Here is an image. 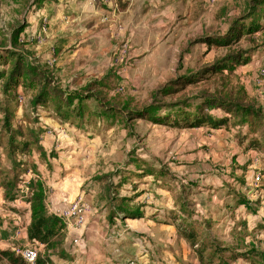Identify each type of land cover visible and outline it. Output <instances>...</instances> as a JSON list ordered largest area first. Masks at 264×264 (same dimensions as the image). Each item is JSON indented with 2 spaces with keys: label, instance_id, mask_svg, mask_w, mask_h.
I'll use <instances>...</instances> for the list:
<instances>
[{
  "label": "rangeland",
  "instance_id": "obj_1",
  "mask_svg": "<svg viewBox=\"0 0 264 264\" xmlns=\"http://www.w3.org/2000/svg\"><path fill=\"white\" fill-rule=\"evenodd\" d=\"M36 1L0 0V52L4 47H12L13 33L19 25L28 29L43 17L44 9L49 6L37 5ZM68 1L71 0L58 1L59 3L52 1L50 6L56 8L58 4ZM131 5L128 13L132 19L131 23L123 21L125 23L99 25L101 28L98 32L102 34L100 40L110 42L102 46V52L113 54V60L119 56L124 40L129 39L132 46L127 74L123 73L124 67L118 65L117 60L113 62L114 70L118 72L120 79H114L112 85L121 83L126 92L120 96L114 92L112 96L122 99L133 96L132 106L140 107L148 103L150 93L155 88L167 84L176 76L196 73L214 64L218 58L244 50L253 54L251 62L240 65L228 79L223 80L217 76L165 101H176L202 91L215 94L228 89L233 91V94L244 91V103L253 105L264 113V76L260 74L264 65V32L246 37L233 48L210 49L208 45L197 43V39L207 34L225 32L232 21L245 14L249 0H133ZM136 15L146 18L148 22L136 21ZM157 18L161 21H156ZM23 35L28 38L27 32ZM47 42L49 39L40 45L23 43L20 49L28 53L32 62L46 65L47 53L37 56L36 53L39 52L34 49L50 47V51L52 45ZM33 46L35 48H32ZM79 59L81 61L83 58ZM66 61L62 63L66 65ZM62 63L58 60V64L56 62L52 69L48 65L43 67L57 76L67 70L62 69L65 68ZM80 71L83 72L82 77L73 81L75 89H83L86 83L84 77H88L84 76V68L78 70V73ZM225 83L229 85L228 88ZM8 101L0 87V251L12 252V232L15 228L27 230L31 219L30 204L27 202L31 193L28 192L29 195L20 200L25 194L20 193L18 189V198L9 200L2 187V182L8 177H13L17 171L8 157V134L4 130V107H9L15 114L12 120L13 128L22 126L25 132L28 129H36L42 134L54 130L60 136L59 149L55 150L54 145L48 159L40 155L35 148L30 155H22L20 152L17 154L18 159L27 162L26 169L29 171L20 185L29 190L34 188L36 182L44 185L43 178H47V181L49 179L48 171L54 166L59 167L58 163L53 162L68 153L69 158L73 157L70 171H63L66 167L61 163L62 171H59L58 177L63 180L73 172H76V175L82 174L86 178L82 190L86 197H94L91 200L94 204L99 197L97 176L114 173L116 167L136 155L141 156L156 170L163 167L175 176L174 181L166 179L164 184L161 180L154 183L151 177L146 178L145 184L142 183V186H146L144 188L147 193L140 200L144 203L147 194H150L145 211L152 213L147 219L153 221L156 228L161 227L158 231L145 230L146 233H143V229H138L134 223L122 220L110 223L105 218L101 224H109V230L99 225L102 230L99 228L100 234L97 235L96 242H92L91 237L86 241V246L81 245L82 252L79 247L70 248L66 260L56 257V264H130L131 261H137L135 256L139 249L140 252L149 253L147 264H202L196 252L177 230L176 222L172 218V215L180 211L175 199V196L179 195V184H186L187 181L193 184V195L188 196L190 207L198 220L214 221L211 229L214 237L225 246L234 247L241 253H264V230H259L264 222V178L258 187H255L253 182L256 175L264 176V147L248 152V128L235 127L231 125L232 120L230 129H221L218 132L208 128L198 131L173 130L138 120L135 133L130 134L119 123L110 127L105 121L96 118L88 123L85 119L81 123L76 121L74 125L62 124L55 116L52 118L35 111L30 105L29 97L22 107L17 105L16 100L9 103ZM219 113L223 112L219 110ZM64 126H67L68 130ZM62 128L66 130L63 135L60 131ZM245 132L248 134L243 137ZM18 142H21V139L18 138ZM88 149L92 151L88 152ZM88 154L92 155L89 161ZM245 160H249V164L244 166ZM17 172L20 173V170ZM119 179L114 178V182ZM241 180L245 182L242 183ZM161 185L164 186L160 187ZM167 187L173 188L174 193L167 190ZM254 187L258 190L254 191ZM125 189L127 190L120 191L121 195H135L130 184H127ZM45 193L47 204V186ZM236 194L246 195L249 202L238 207ZM69 200L74 201L75 197ZM17 243L22 246L29 244V241L21 240ZM3 263L8 264V261L3 260ZM243 263V260H240L235 264Z\"/></svg>",
  "mask_w": 264,
  "mask_h": 264
},
{
  "label": "trees",
  "instance_id": "obj_2",
  "mask_svg": "<svg viewBox=\"0 0 264 264\" xmlns=\"http://www.w3.org/2000/svg\"><path fill=\"white\" fill-rule=\"evenodd\" d=\"M46 1L37 0L36 4L42 5ZM26 29L19 25L13 33L12 47L10 49L4 47L0 52V87L9 99L8 103L11 100L15 101L18 94L23 92L30 98V105L35 111L48 112L52 118L57 117L62 124L74 125L76 121L81 123L86 119L90 122L96 118L105 121L110 127H115L119 123L130 134L135 133L138 120L173 130L209 128L216 131L230 129L229 125L233 120L231 125L249 129L250 135L246 143L248 152L258 151L264 147V113L255 106L244 103V91H239L238 94H233V91L228 89L215 94L202 91L176 101H165L217 76L222 77L223 80L228 79L240 65L251 62L253 58L251 51L237 50L218 58L214 64L196 73L178 75L153 92L151 103L134 107L132 98L108 97L106 90L113 89L109 77L94 81L80 90L71 91L63 88L56 81L53 73H50L46 67L32 62L28 53L20 49L23 44L20 43V37ZM258 32H264V0H249L245 14L232 21L225 32L207 34L197 39V43L208 45L210 49L233 48L246 37L256 35ZM114 75L117 77L115 70ZM225 85L226 88L229 87L227 83ZM219 110L223 113H219ZM4 111L6 115L4 130L8 134V157L16 166L15 170H20L21 174L16 171L13 177H8L2 182V187L7 199L14 200L19 196L16 190L29 171L26 169L27 162L18 159L17 154L20 152L22 155H30L34 148L43 157H46V153L39 144L42 132L36 129H28L25 132L22 126L13 128L14 111H10L9 107H4ZM248 133L245 132L242 136H247ZM18 138L21 142H18ZM248 164L249 160L243 162L244 166ZM122 166L123 168L117 167L112 174L97 176L99 197L95 204L108 210L111 223L117 219L138 220L144 217V212L141 211L142 204L136 203L138 196L120 194L125 184L130 183L136 190L140 181L149 176L155 181L161 180L162 184L166 179L175 180V176L168 172V169L161 167L156 170L137 155L124 161ZM116 177L120 179L115 183ZM241 182L245 181L241 180ZM179 185L180 192L176 201L180 211L172 215V218L176 222L177 230L196 252L202 264H235L240 260H243V264H264V253L256 251L241 253L234 247L225 246L222 241L214 237L211 230L214 221L198 220L196 213L190 207L188 196L192 195L191 182L187 181L186 184L180 182ZM29 192L31 197L27 202L30 204L31 219L27 227L28 239L30 243H37L43 247V253L40 254L37 264H56V257L66 260L67 234L62 218L49 213L45 202V187L41 182L34 183V188ZM248 202L246 195L236 194L238 207ZM259 230H264V222ZM225 254L228 256L225 257ZM3 260H7L8 264H24L21 257L10 251H0V264H4Z\"/></svg>",
  "mask_w": 264,
  "mask_h": 264
},
{
  "label": "crops",
  "instance_id": "obj_3",
  "mask_svg": "<svg viewBox=\"0 0 264 264\" xmlns=\"http://www.w3.org/2000/svg\"><path fill=\"white\" fill-rule=\"evenodd\" d=\"M52 1L59 3L62 2L63 0H47L44 4H42V5H48L49 8L44 9L43 17L38 21V23L34 25H30V27H28V29L25 32H27V34L30 32L33 33L41 32V26L43 25V20L47 19L48 22L47 27L49 28V33L43 36V39L41 41L37 38V39H32L30 42L37 43L40 45L46 43L47 39H49V42H47V44L50 46L52 45L50 51H49L50 47H46L45 49L41 47L34 49V50H38L39 52L36 53L37 56H44L45 54L44 52L47 53L48 62H46V65H48L49 68H51L49 62H51V58L54 55L57 64H58V60H60V63H62L64 60H67L66 65H64L65 63L64 64L62 63V66L65 67L62 69H67V70L63 71L61 75L55 76L56 81L63 88L70 89L71 91L80 90L74 88L73 81L77 78L82 77L83 72L80 71L78 73V70H82L84 68V76H88L87 78L84 77V82H86L84 83V87H86L87 84L90 85L94 81H98V80L100 81L106 77H109V82H111L110 84L113 89L106 90L108 97L113 98L114 96L112 95L114 94L119 96L125 95L126 91L123 92L120 91L119 85L121 83H118L117 86L114 85L115 87L112 85L114 79L119 78L117 71H115L117 77L114 75V67H113V62L117 60V57L115 60H113V54L109 55L102 52L103 49L102 46L104 47L108 45L110 42H107V40H100L102 38V34L101 32L99 33L98 30L101 28V26H99L101 24L106 25L112 23H125L123 21H126V23H131L132 19L128 16V13L131 10L132 7L131 3L133 0H106V1L99 0L95 5H89L88 0H71L64 4H58L56 8L50 6ZM138 15H136V21L148 22L146 18H142L141 16ZM156 21H161V20L157 18ZM30 42L27 43L30 44ZM124 42H128L130 45L129 39L124 40L122 44ZM32 48L35 47L33 46ZM80 57L83 58L81 59V61L79 59ZM116 63L118 65H121L118 62ZM36 64L39 66L41 65V67L46 66L40 62H37ZM81 64L82 66H80ZM127 73L128 71L124 74ZM125 77L127 76L125 75ZM64 84H66V86ZM156 89L157 88H155V90ZM155 90H153L150 93V100L148 101V103L141 105L140 107L145 106L152 102L151 96ZM131 97H126L125 99ZM42 113H44V115L51 116L50 113L48 112L42 111ZM65 128L68 130L67 126ZM198 130H204V128H198L191 131H198ZM208 130L211 129L208 128ZM211 131L218 132L219 130L218 131L211 130ZM47 132H44L39 138V144L42 146L44 152L46 153L45 159L50 158L49 155H51L52 152L51 150L54 147V145L56 147L54 148L55 150L59 149L60 147L58 146L59 143L58 141L60 139L59 138L60 136L54 133V135L50 137L48 136ZM56 135H57V139H56ZM87 151L91 152L92 150L88 149ZM69 155L70 154L68 153L65 155V157L63 158L60 157L56 159L53 162V164L58 163L59 167L54 166L52 170L48 171L49 174L48 181L47 178L46 179L43 178L44 186L45 187L47 186L49 190L48 196H49V203L51 204V206L53 207L62 206L66 204L68 201H70L69 200L70 198L75 197L76 200V198L79 195L83 194L85 199L89 203H91L93 207V214H90L87 217V227L85 231L66 230L67 239H66L65 248L67 253H69V250L72 247H76V248L79 247L82 252L81 245L83 244L82 246L84 245L86 246V241L89 240L91 237H92V242H96L98 240L97 235L100 234L99 230L100 229L102 230L101 226L99 225H102L101 223L105 218H107L109 221L108 210L101 206L98 207L96 204H94V202L91 201L92 198L94 197H92L91 195L86 197L85 192L82 190L83 186L86 183V178L83 177L82 174L76 175L77 173L73 172L70 173L69 176L64 178L63 180H61L58 177L60 173L59 171H62V168L60 167L61 163H63V165L66 167L63 171L69 173L70 171L69 167L70 164L72 163L71 159L73 158V157L69 158ZM91 157L92 155L88 154V161L90 160ZM122 165L118 167L123 168ZM130 169H134V167H130ZM146 178L143 181H140L136 190L135 188H133V186L130 183H128L132 186L133 189L132 191H134L135 195H122V196H138L136 203L142 204L143 207L141 211L144 212V217L138 220L117 219V220H122L123 222L127 221V222H131L132 224L134 223V225H136L138 229H143L142 231L143 233H146L145 230L155 232L161 228V227L159 229L156 228V224L153 221L147 219L152 214V213L148 214V212L145 211L147 205L149 204L148 201L150 199V194H147L148 195L147 200H145L144 203H142L140 200V198L147 193L146 188H144L146 186H142V183L145 184L144 181H146ZM151 178L153 179L154 183H157L159 181V180L155 181L153 177ZM126 186L127 184H125V186L121 190H127L125 189ZM163 186L164 185H161L160 187ZM192 186L193 184L191 183V189ZM167 190H170L171 193H174L172 192L174 191L173 188L167 187ZM253 190L256 191L258 189L255 188ZM97 193L99 194V188L97 190ZM192 195H193V191H192ZM176 197L177 196H175V199ZM102 226L103 229L105 228L108 230L110 229V225L107 223H105ZM101 233L104 234L103 231ZM78 238L79 239L81 238L82 240L81 243L76 245ZM137 251H138L137 256H135L137 262L141 264H147L146 261H147V257H149V253L140 252V249ZM103 260L106 261L105 259Z\"/></svg>",
  "mask_w": 264,
  "mask_h": 264
},
{
  "label": "built area",
  "instance_id": "obj_4",
  "mask_svg": "<svg viewBox=\"0 0 264 264\" xmlns=\"http://www.w3.org/2000/svg\"><path fill=\"white\" fill-rule=\"evenodd\" d=\"M89 5H95L99 0H88ZM106 1V0H104ZM48 22L47 19L43 20V25L41 26V32L39 33H28V38L26 36L22 35L20 37V43H27L30 42L32 39H39L40 41L43 39V36L47 35L49 33V28L47 27ZM130 53H131V46L128 42H124L121 45V49L119 51V56L117 57V62L121 64V66L124 67L123 73H126L128 71L129 62H130ZM50 67L52 68L56 64V58L55 55L51 58V62H49ZM260 74L264 76V65H262L260 69ZM120 91H125V88L123 87V84L119 85ZM16 103L19 107H22L27 103V97L23 92H20L18 96L16 97ZM42 113V111H41ZM61 134L66 132L65 129H61ZM55 131L49 130L47 132L48 136L52 137L54 135ZM264 178L262 174H258L255 176L253 182L254 186L258 187L261 180ZM25 184L27 182H24ZM24 184V185H25ZM20 193L25 194L24 197H20V200L25 199L29 195V188L20 185L19 187ZM16 202L19 203V200ZM47 209L49 213L53 215H57L62 218L66 230H80L85 231L87 227V217L90 214H93V207L91 203H89L83 194L79 195L76 200L74 201H68L66 204L62 206H51L50 203H47ZM12 241L11 243V251L13 253H16L18 256H20L23 259L24 264H37L38 259L41 256L40 254L43 253V247L39 246L37 243L32 244L29 242L27 245H19L17 241L21 240H27V230L23 228H15L12 232V237L10 238ZM81 238L77 240L76 245L81 243ZM16 242V243H15ZM130 264H139L137 261H131Z\"/></svg>",
  "mask_w": 264,
  "mask_h": 264
}]
</instances>
